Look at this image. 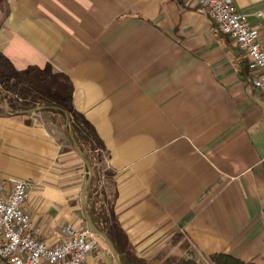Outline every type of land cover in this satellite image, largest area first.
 Wrapping results in <instances>:
<instances>
[{
    "label": "crops",
    "instance_id": "0c3cea01",
    "mask_svg": "<svg viewBox=\"0 0 264 264\" xmlns=\"http://www.w3.org/2000/svg\"><path fill=\"white\" fill-rule=\"evenodd\" d=\"M233 2L264 35V0ZM0 52L19 70L49 64L69 77L74 108L105 147L108 231L128 254L145 264L213 253L264 264V92L252 66L239 74L244 53L193 4L2 0ZM60 136L29 116H0V182L31 185L23 209L47 243L59 242L60 224L80 225L83 172L69 170ZM174 236L178 245L155 260Z\"/></svg>",
    "mask_w": 264,
    "mask_h": 264
},
{
    "label": "trees",
    "instance_id": "16d2710c",
    "mask_svg": "<svg viewBox=\"0 0 264 264\" xmlns=\"http://www.w3.org/2000/svg\"><path fill=\"white\" fill-rule=\"evenodd\" d=\"M250 69L248 59L245 58L240 62L239 74L241 76H246ZM72 94L73 86L69 77L64 73L53 71L49 64L43 68L29 66L19 70L0 52V116H29L30 114H20V112L42 108L36 113L47 117L51 124L59 127L75 151L70 138L72 134L80 154L94 171L90 187L84 189L88 191L84 214L89 215L94 226L110 239L119 254L121 264H145L144 261L128 254L127 241L121 237L119 232H116L118 238L115 239L108 231L109 215L105 194L100 187L101 163L104 159L105 147L91 123L74 108ZM66 116L69 118L68 125H66ZM26 122L31 123V120ZM84 171L87 181L88 170L85 164ZM84 220L87 222L86 217ZM97 238L107 246L99 236ZM179 242V237L174 236L156 253L154 259L161 261ZM123 254L126 258H123ZM173 264L253 263L241 261L229 254L213 253L204 256L203 261H197L190 256L183 257Z\"/></svg>",
    "mask_w": 264,
    "mask_h": 264
},
{
    "label": "built area",
    "instance_id": "2783aa9c",
    "mask_svg": "<svg viewBox=\"0 0 264 264\" xmlns=\"http://www.w3.org/2000/svg\"><path fill=\"white\" fill-rule=\"evenodd\" d=\"M185 1L212 20L217 31L229 37L244 53L255 71L253 86L264 92V49L247 15L236 8L233 0ZM262 165L264 168V158ZM30 189L31 185L21 179L0 182V261L6 264H85L89 255L98 249L94 233L60 224L59 242L47 243L40 239L23 209Z\"/></svg>",
    "mask_w": 264,
    "mask_h": 264
},
{
    "label": "rangeland",
    "instance_id": "374dc122",
    "mask_svg": "<svg viewBox=\"0 0 264 264\" xmlns=\"http://www.w3.org/2000/svg\"><path fill=\"white\" fill-rule=\"evenodd\" d=\"M0 3H2V0H0ZM259 23L260 24L258 26V29H261V27H262V29L264 30V18H260ZM258 35H259L260 43H262L264 41V35L262 33L260 34V32H258ZM29 117H31L37 123L38 122H43L45 124H47V123L51 124L48 121L47 117H45L43 115H40V114H37V113L30 114ZM57 130L60 132L61 129L59 127H57ZM61 132H62V130H61ZM62 134H63V132H62ZM60 137L63 140L62 152L63 153H69L70 152V154H68L65 157H63L65 159H68L69 162H72V163H70L68 165L69 170L71 172H74V174H76V171H78L79 169H81V171L83 172V176H82V179H81V182L83 183L82 192L79 193V199L77 200V203H78V206H79L78 217H79V220H80V225L77 228L91 230V228L89 227L88 223L85 222V220H84L85 214H84V210H83V194H84V189H85V186H86V178H85L84 167H83V165L81 163L76 164V163L73 162L74 158L77 156V155H75V151H73L72 147L67 142V139H66L64 134H63V136H60ZM72 152H74V153H72ZM35 189H36V186H34L32 188V190H35ZM96 236L98 237V235H96L94 233V237H95V239H96V241L98 243V249H96V251L99 253V254H96L97 255L96 256L97 259L95 260L96 264H117L115 259L112 256L111 251H109V249H110L109 246L108 245L106 246L105 244H103L99 240V238H97ZM178 253H179V251L178 252L175 251L173 254H178ZM172 261H173L172 258H170V259H168L166 264H169V262L171 263ZM0 264H5V262L0 261Z\"/></svg>",
    "mask_w": 264,
    "mask_h": 264
},
{
    "label": "water",
    "instance_id": "95a60500",
    "mask_svg": "<svg viewBox=\"0 0 264 264\" xmlns=\"http://www.w3.org/2000/svg\"><path fill=\"white\" fill-rule=\"evenodd\" d=\"M42 108H35V109H32V110H28V111H24V112H20V114H33V113H36L38 111H40ZM69 124V118L68 116H66V125ZM70 138L73 142V146H74V150L76 152V154L82 159V161L84 162V164L86 165L87 167V170H88V178H87V181H86V188L88 189L90 187V183H91V180H92V177L94 175V171L92 169V167L89 165L88 161H86L82 155L80 154V151L78 149V146L76 145L75 141H74V138L72 136V134H70ZM87 196H88V191L86 190L84 192V195H83V204H84V208H85V205H86V199H87ZM86 217V220H87V223L89 225V227L91 228V230L96 234L98 235L110 248L111 250V253H112V256L113 258L115 259L116 263L117 264H121L120 262V258H119V254L118 252L116 251V249L114 248V245L112 244V242L110 241V239L102 232H100L93 224L91 218L89 217V215H85Z\"/></svg>",
    "mask_w": 264,
    "mask_h": 264
}]
</instances>
